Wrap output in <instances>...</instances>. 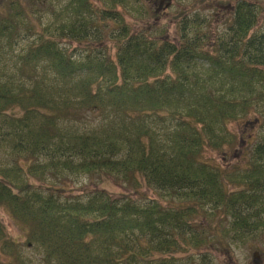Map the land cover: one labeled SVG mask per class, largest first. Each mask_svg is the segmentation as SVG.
Here are the masks:
<instances>
[{"label":"trees","instance_id":"16d2710c","mask_svg":"<svg viewBox=\"0 0 264 264\" xmlns=\"http://www.w3.org/2000/svg\"><path fill=\"white\" fill-rule=\"evenodd\" d=\"M159 2L0 0V209L43 264H186L264 233V8L174 0L167 24ZM247 119L236 164L203 157ZM0 264H28L1 220Z\"/></svg>","mask_w":264,"mask_h":264},{"label":"rangeland","instance_id":"374dc122","mask_svg":"<svg viewBox=\"0 0 264 264\" xmlns=\"http://www.w3.org/2000/svg\"><path fill=\"white\" fill-rule=\"evenodd\" d=\"M168 1L169 4H173L174 0H161L159 2L158 9L161 10V18L164 23L171 24L172 16H171V10L173 9H166L168 8ZM185 2V1H183ZM214 2V1H213ZM224 2V1H223ZM259 5H261L264 8V0H259L257 2ZM232 3H229L228 5H222L220 7L221 9L218 10V13L216 14L218 17L214 19L213 24L209 26L208 30L211 31L210 34L213 36H216V31L218 30H225L228 25H226L225 19L230 20V12L232 11ZM223 9V11H222ZM214 10L211 8H205L203 13L205 15L211 14ZM232 14V13H231ZM262 15V17H261ZM260 15L261 20L259 22H262L264 19V11ZM34 19V17H33ZM35 21V19H34ZM220 22L222 23L220 25ZM28 35L21 34V36L16 40V45L18 47L17 50H21V47L27 42ZM71 48H76V45H72ZM14 50V47H13ZM89 118L85 119L88 123H95L98 121V115L96 112H90L88 113ZM164 115H168L166 112H163ZM169 121V120H168ZM178 123V121H177ZM251 119H247L245 122L240 123H232L230 125V130L236 134V137L238 139V144L236 146V151L231 156H226L220 151H214L211 149L206 148L203 152V157L206 160L216 161L219 164H225V163H231L236 164L238 158L242 155H244V151L247 147V137L250 134L251 137L255 136L258 130H255V133H251ZM168 125V122L166 123ZM241 125H244L243 127ZM5 144L7 142L3 141ZM4 150L3 145L0 144V166H8L11 163L6 161L4 158ZM226 158V159H225ZM239 161V160H238ZM85 181H81V184H84ZM93 186V183H91ZM105 189H107L109 192L113 193L117 197L126 196L129 195L133 198L138 197V194L133 195L132 190H128L124 186H119L118 183H104L102 184ZM101 186V185H100ZM144 192V191H143ZM141 192V193H143ZM146 194L149 197H154L151 192H146ZM0 220L4 227L6 228V233L9 237H11L13 240L19 241V243L22 245V254L25 258L26 262L28 264H43L42 261V255L39 250L34 249V247L27 246L25 247L23 243H25V237L24 234L21 231V228L14 224V222L10 219V217L7 215V213L0 209ZM218 242V239L214 242L213 246H207L204 245L203 247H200L198 250L194 251V256L190 260L186 262V264H264V233L259 234L247 239H244L241 241V243H238L237 246L231 245V248L234 249V253L224 254L223 250L224 248L222 245L216 244Z\"/></svg>","mask_w":264,"mask_h":264}]
</instances>
